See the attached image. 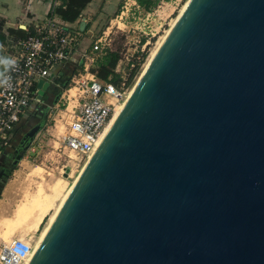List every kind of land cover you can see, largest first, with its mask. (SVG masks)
Wrapping results in <instances>:
<instances>
[{
	"label": "water",
	"instance_id": "1",
	"mask_svg": "<svg viewBox=\"0 0 264 264\" xmlns=\"http://www.w3.org/2000/svg\"><path fill=\"white\" fill-rule=\"evenodd\" d=\"M26 264H264V0H188Z\"/></svg>",
	"mask_w": 264,
	"mask_h": 264
},
{
	"label": "built area",
	"instance_id": "2",
	"mask_svg": "<svg viewBox=\"0 0 264 264\" xmlns=\"http://www.w3.org/2000/svg\"><path fill=\"white\" fill-rule=\"evenodd\" d=\"M29 2L25 1L26 5ZM140 9L136 0H124L107 24L93 32L90 46L80 52V69L60 86L57 103L48 108L47 117L52 118V127H62V131L57 132L62 148L80 157L77 164L91 156L113 120L117 106L128 97L133 87L127 84L129 70L144 62L142 52L146 51L149 39L156 34L151 33L147 39L145 35L143 42L138 40L140 49L136 48L130 54L131 58L127 57L124 67L116 70L122 77L118 86L103 82L96 76L93 68L97 60L111 50L118 32L130 31V20ZM83 33L78 22L68 23L49 16L36 24L33 34L19 41L20 52L10 59L0 76V154L11 145L10 133L21 114L37 100V81L47 78L52 84H58L57 79L49 77L50 71L69 59ZM119 61L121 63V59ZM65 168L70 170L71 165L62 164L61 170ZM38 242L39 238L27 236H14L3 242L0 264H26Z\"/></svg>",
	"mask_w": 264,
	"mask_h": 264
},
{
	"label": "rangeland",
	"instance_id": "3",
	"mask_svg": "<svg viewBox=\"0 0 264 264\" xmlns=\"http://www.w3.org/2000/svg\"><path fill=\"white\" fill-rule=\"evenodd\" d=\"M111 1L113 0H110V2ZM123 1L124 0H117V8L113 12L100 17L96 24L97 30L107 24L110 17L120 9ZM187 1L188 0H159L157 5L150 10L140 9L139 12H135V17L130 20V31L127 33L123 32V34L122 32H118L114 37L112 48L119 51L121 59L120 68H123L127 62V57L131 58L130 54L133 53L136 48L140 49L141 43H138V40L143 39L145 35H147L145 37V39H147L151 36V33H156L155 36L149 39V43L145 49L146 57L144 62L140 64L139 71L131 86L135 84L145 67L150 53L167 34V31L170 29ZM94 4L95 2H92L90 6ZM121 105L122 104L118 105L117 108L119 106L121 107ZM52 122L53 120L50 116L45 119V125H43L41 133L45 138L50 136V133L45 132V128L48 125L51 126ZM57 131H62V127L58 126L56 129L51 128L49 130V132L55 135ZM51 147V145H43L41 153L44 154L45 157H41L42 160L36 159L33 161L32 165L29 167H34L30 170V175L23 173L22 177H18L19 181L12 184V187L8 189L7 202L11 208L9 212L0 215V218L1 216L8 217L0 221V226L3 228L2 237L6 241L10 239L9 236L13 232L20 236H27L30 239L39 238L43 230L49 224L50 218L58 207L61 199L69 190L86 163L85 160H81L77 164L80 157L67 149H63L61 144L57 151L59 153L58 157L55 153L51 152ZM40 161L43 162L40 163ZM62 164L71 165L70 170L67 172L61 170ZM44 169L49 171V173ZM49 200L51 202L50 204H48ZM44 217L45 219L39 231L33 233Z\"/></svg>",
	"mask_w": 264,
	"mask_h": 264
},
{
	"label": "crops",
	"instance_id": "4",
	"mask_svg": "<svg viewBox=\"0 0 264 264\" xmlns=\"http://www.w3.org/2000/svg\"><path fill=\"white\" fill-rule=\"evenodd\" d=\"M25 1L27 0H0V20L2 21V29L0 30V35L2 36V39L0 38V76L7 68L10 59L20 52L18 43L23 38L18 37V33L16 32H18L19 29H22L26 32H34L36 24L49 17V14L55 6V0H29L30 2L28 5H26ZM92 2H95V4L90 6ZM117 4V0H113L111 2L110 0H91L82 10L80 17L76 21L70 22H78L79 24L81 21L85 22L83 36L79 45L71 53L69 59L64 63L56 65L50 71V78L57 80H67L68 82L71 76L77 73L81 66L80 52L82 49L90 46V43L92 41V34L97 30V21L102 15L113 12L117 8ZM54 17L62 21L59 17ZM8 29H13L14 32H12V34H9ZM120 64V61H118L115 70L120 69ZM49 91L47 92V94H49ZM57 101L58 100L54 101L52 106L55 105ZM44 104H46V96L43 101L36 100L28 105L10 133V142L13 145L15 144L16 148H5V151L4 149L1 151L0 171L8 169L5 173H8L9 175H4L3 178L0 177V215H4L5 213L9 212L11 208V206L7 202L9 193L8 189L12 187V184L19 181L18 177H22L23 173H26V175H30V170L34 167H29L30 165H32L33 161H35L36 159H41V157H45V155L41 153L43 145H51V152L55 153L57 157L59 155L57 151L60 142L58 140L57 133L55 135L54 133L49 132L51 128L54 129L52 125H48L45 128V132L50 133L49 137L45 138V136L41 135L43 127L42 126L36 133L35 137L30 141L29 146L24 151H22V149L18 146L21 137L29 129V126L34 124L36 120L39 119L37 116L38 109H40ZM42 123L43 125H45V120L42 121ZM21 151L22 153L20 154ZM17 155H19V159L17 160L16 164H13V160ZM42 162L43 161H40V163ZM44 170L49 173V171H47L46 169ZM45 217L42 219L37 229L33 231V233H37L39 231ZM3 218L8 217L1 216L0 221ZM2 234L3 228L0 226V246L3 242H6V240L2 237ZM14 236L20 235L13 232L9 237L12 238Z\"/></svg>",
	"mask_w": 264,
	"mask_h": 264
},
{
	"label": "trees",
	"instance_id": "5",
	"mask_svg": "<svg viewBox=\"0 0 264 264\" xmlns=\"http://www.w3.org/2000/svg\"><path fill=\"white\" fill-rule=\"evenodd\" d=\"M58 4L53 7V10L49 16H57L64 22H74L80 15L82 10L91 0H57ZM140 7L144 10H150L157 5L159 0H136ZM2 29V21L0 20V30ZM9 34H12L13 29H8ZM18 37L25 38L28 35L33 34L34 32H26L22 29H19ZM2 36L0 35V38ZM2 39V38H1ZM143 42V39H141ZM142 61L146 57V52H142ZM120 59V53L116 49L107 50L96 62V66L93 68L96 76L106 83H112L115 86H118L121 82V73L115 70L117 62ZM140 61V62H142ZM140 63L135 64L133 68L129 70V77L127 84L131 86L134 82V79L139 71ZM67 86V84L65 85Z\"/></svg>",
	"mask_w": 264,
	"mask_h": 264
},
{
	"label": "flooded vegetation",
	"instance_id": "6",
	"mask_svg": "<svg viewBox=\"0 0 264 264\" xmlns=\"http://www.w3.org/2000/svg\"><path fill=\"white\" fill-rule=\"evenodd\" d=\"M67 82V80H62V79H59L58 80V84L56 86H54L50 91H49V94L46 95V103L49 104V103H52L56 100H58L59 98V95H60V89L61 87L60 86H63L65 83ZM53 101V102H52ZM51 105V104H50ZM47 115H48V110L45 111L43 113V120L44 121L46 118H47ZM8 169H5V170H2L0 171V177H4L9 175L8 173L6 174L5 172H7ZM31 237V236H30Z\"/></svg>",
	"mask_w": 264,
	"mask_h": 264
},
{
	"label": "bare ground",
	"instance_id": "7",
	"mask_svg": "<svg viewBox=\"0 0 264 264\" xmlns=\"http://www.w3.org/2000/svg\"><path fill=\"white\" fill-rule=\"evenodd\" d=\"M188 2V1H187ZM186 2V3H187ZM186 3H185V6H186ZM184 6V7H185ZM184 7H183V9H184ZM182 9V10H183ZM175 22V21H174ZM173 25V24H172ZM168 32V31H167ZM165 37V36H164ZM164 37H163V39H164ZM162 39V40H163ZM162 40L157 44V46L155 47V49L150 53V55H149V59L151 58V56L155 53V51H156V49L158 48V46L160 45V43L162 42ZM149 59H148V61H149ZM147 61V62H148ZM121 107H122V105H121ZM121 107L119 106L118 108H116V112H115V115H114V117L117 115V113L120 111V109H121ZM114 119V118H113ZM113 121V120H112ZM112 121H111V123H112ZM110 123V124H111ZM108 127H109V125L106 127V129H108ZM84 167V166H83ZM82 170V169H81ZM77 178V177H76ZM75 178V179H76ZM75 181V180H74ZM69 191V190H68ZM68 191L66 192V194L68 193ZM66 194L63 196V198L61 199V201H60V203H59V205H58V207L56 208V210H55V212L53 213V215L51 216V218H50V222H49V224L46 226V228L43 230V232L41 233V235H40V237H39V241L42 239V237H43V235L45 234V232H46V230L48 229V227H49V225L51 224V222H52V220H53V218L55 217V215H56V213H57V211H58V209H59V207H60V205H61V203H62V201L64 200V198H65V196H66ZM55 196V195H54ZM51 202H50V200L48 201V204H50ZM19 209V208H18ZM22 210V209H21ZM18 212V211H17ZM20 213H21V211H20ZM20 213H18V214H20ZM6 233V232H5ZM5 236V235H4Z\"/></svg>",
	"mask_w": 264,
	"mask_h": 264
}]
</instances>
